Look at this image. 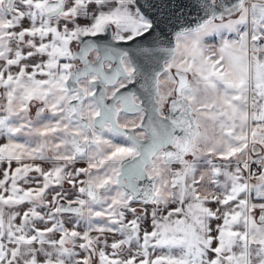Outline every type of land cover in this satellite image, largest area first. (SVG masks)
<instances>
[{
    "label": "snow or ice",
    "instance_id": "obj_1",
    "mask_svg": "<svg viewBox=\"0 0 264 264\" xmlns=\"http://www.w3.org/2000/svg\"><path fill=\"white\" fill-rule=\"evenodd\" d=\"M0 264H264V0H0Z\"/></svg>",
    "mask_w": 264,
    "mask_h": 264
}]
</instances>
